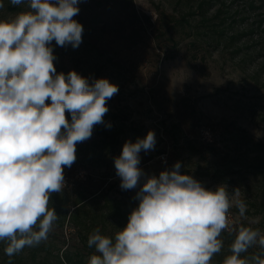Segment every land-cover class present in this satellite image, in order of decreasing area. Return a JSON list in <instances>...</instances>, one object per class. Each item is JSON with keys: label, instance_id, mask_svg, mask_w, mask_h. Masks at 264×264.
<instances>
[{"label": "rangeland", "instance_id": "1", "mask_svg": "<svg viewBox=\"0 0 264 264\" xmlns=\"http://www.w3.org/2000/svg\"><path fill=\"white\" fill-rule=\"evenodd\" d=\"M0 4V20L26 10L10 0ZM79 8L82 43L73 49L53 42L55 66L118 85L104 119L112 125L105 127L108 144L78 151L65 168V188L51 197L57 220L47 239L12 257L0 242V264H67L66 255L87 264L94 252L89 234L99 228L114 235L138 204V189H121L114 157L149 130L156 144L140 153L145 173L158 175L179 161L181 172L205 187H227V231L264 232V167H254L264 143V0H82ZM219 239L220 252L229 250L233 242Z\"/></svg>", "mask_w": 264, "mask_h": 264}, {"label": "clouds", "instance_id": "2", "mask_svg": "<svg viewBox=\"0 0 264 264\" xmlns=\"http://www.w3.org/2000/svg\"><path fill=\"white\" fill-rule=\"evenodd\" d=\"M81 2L10 0L26 10L0 20V242L9 257L47 239L57 220L51 197L64 190V170L75 163L77 145L95 126L112 127L104 117L118 85L55 66L53 42L73 49L82 43L83 25L74 19ZM155 144L149 130L114 157L121 189H138V204L114 235L99 228L89 234L94 252L87 264H211L220 253L233 206L227 187H205L183 174L179 161L158 175L145 173L140 153ZM235 196L243 216L246 205L238 191ZM253 246L261 252L242 257ZM230 253L223 264H264V232L241 226Z\"/></svg>", "mask_w": 264, "mask_h": 264}, {"label": "trees", "instance_id": "3", "mask_svg": "<svg viewBox=\"0 0 264 264\" xmlns=\"http://www.w3.org/2000/svg\"><path fill=\"white\" fill-rule=\"evenodd\" d=\"M57 72H64V71L62 69H57ZM69 119H70V117H69ZM104 119H105V117H104ZM106 137L108 138V135L105 132V126L103 124L95 126L94 131H93V136L89 140L77 145L76 155H77L78 151H83L87 147H95V148L96 147H99V148L103 147L104 148L108 144ZM257 149H259L260 154H262V155L259 156L256 159V161L254 163L256 165H254V167L259 169L261 167H264V143L257 144ZM85 201H80L77 204V206H78L77 209L81 208L84 205ZM262 211L264 213V206L262 207ZM71 217H73V219H75V220H76V218H78L76 213L75 214L71 213ZM220 237L229 238L231 240V242H233L235 237H236V232H231V231L224 230L221 233ZM259 252H261L260 248L255 250V251H252L251 249H248V251L246 253L242 254V257H250L251 255L257 254ZM230 254L231 253H230V249H229V250H223L222 252H220V253H218V254H216L214 256L223 255L225 257V256L230 255ZM64 263H67V264H69V263L70 264H78V262H74L73 259L71 257H69L68 255H66ZM217 264H223V262H217Z\"/></svg>", "mask_w": 264, "mask_h": 264}, {"label": "built area", "instance_id": "4", "mask_svg": "<svg viewBox=\"0 0 264 264\" xmlns=\"http://www.w3.org/2000/svg\"><path fill=\"white\" fill-rule=\"evenodd\" d=\"M162 159L166 160V157L163 155V156H162ZM83 175H84V172L81 171L80 174H78L77 176H79V177H80V176L83 177Z\"/></svg>", "mask_w": 264, "mask_h": 264}]
</instances>
